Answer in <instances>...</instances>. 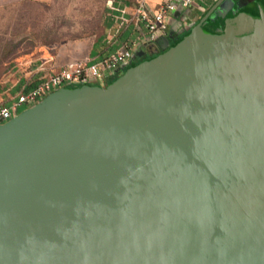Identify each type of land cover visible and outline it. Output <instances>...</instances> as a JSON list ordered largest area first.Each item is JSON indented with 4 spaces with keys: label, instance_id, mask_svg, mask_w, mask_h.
I'll list each match as a JSON object with an SVG mask.
<instances>
[{
    "label": "water",
    "instance_id": "95a60500",
    "mask_svg": "<svg viewBox=\"0 0 264 264\" xmlns=\"http://www.w3.org/2000/svg\"><path fill=\"white\" fill-rule=\"evenodd\" d=\"M229 10L0 124V264H264V17Z\"/></svg>",
    "mask_w": 264,
    "mask_h": 264
},
{
    "label": "rangeland",
    "instance_id": "374dc122",
    "mask_svg": "<svg viewBox=\"0 0 264 264\" xmlns=\"http://www.w3.org/2000/svg\"><path fill=\"white\" fill-rule=\"evenodd\" d=\"M122 1L136 0L1 2L0 103L16 99L19 93L15 86L35 71L48 75L58 70V54L83 52L89 42L104 33L111 3ZM28 108L21 106L19 113Z\"/></svg>",
    "mask_w": 264,
    "mask_h": 264
},
{
    "label": "crops",
    "instance_id": "0c3cea01",
    "mask_svg": "<svg viewBox=\"0 0 264 264\" xmlns=\"http://www.w3.org/2000/svg\"><path fill=\"white\" fill-rule=\"evenodd\" d=\"M3 1L0 0V3ZM163 1L145 0L146 8L151 12L156 11ZM137 6L138 0L135 2H113L106 18L104 33L89 42L83 52L75 51L66 55L58 54L56 65L62 67L65 64L81 60H87L89 64H93L118 49L125 48L127 45L130 46L133 51V58L127 64L117 66L112 71H103L104 77L100 81L106 85L133 62L150 58L184 39L187 33L216 6L221 9L222 13L232 8L238 13L245 12L250 15L264 17V0H194L189 8L179 6L171 14L165 33L156 40L151 41L148 40L147 31L138 21ZM238 13L229 10L227 15L222 17L216 11H213L203 23V28L207 31H216L217 28H223L225 21L233 18ZM42 76H44V73L41 70L35 71L28 78L30 82L22 80L15 86V89L20 94L24 87L26 89L31 88ZM92 84L102 85L99 80L94 81ZM11 102L12 99H9L5 104Z\"/></svg>",
    "mask_w": 264,
    "mask_h": 264
},
{
    "label": "built area",
    "instance_id": "2783aa9c",
    "mask_svg": "<svg viewBox=\"0 0 264 264\" xmlns=\"http://www.w3.org/2000/svg\"><path fill=\"white\" fill-rule=\"evenodd\" d=\"M193 2L194 0H164L156 11L151 12L146 8L145 0H138L136 15L147 31L148 40L154 41L165 33L171 14L179 6L189 8ZM132 58L133 51L127 45L93 64H89L87 60L65 64L58 70L42 76L31 88L24 87L10 104L0 103V124L17 116L21 106L31 107L63 87L92 84L104 77L103 71H112L117 66L127 64Z\"/></svg>",
    "mask_w": 264,
    "mask_h": 264
},
{
    "label": "trees",
    "instance_id": "16d2710c",
    "mask_svg": "<svg viewBox=\"0 0 264 264\" xmlns=\"http://www.w3.org/2000/svg\"><path fill=\"white\" fill-rule=\"evenodd\" d=\"M190 32H191V31H189V32L187 33V35H188ZM187 35H186V36H187ZM181 40H182V39H181ZM179 42H180V41H178V42L175 43L174 45L168 47V48L165 49L164 51H162V52H160V53H158V54H156V55H154V56H152V57H150V58H147V59H144V60H141V61H137V62H133L132 64H130L129 66H127V67L124 69V71H123L120 75H118V76H116L115 78H113V79H112L110 82H108L106 85H109V84L113 83L115 80H117L121 75H123V74H124L127 70H129L130 68L137 66L139 63H141V62H143V61H146V60H152V59L158 57L159 55H161V54H163L164 52H166L167 50H169L171 47L177 45ZM83 85H85V84L71 85V86H68V87H81V86H83ZM91 85H96V84H91Z\"/></svg>",
    "mask_w": 264,
    "mask_h": 264
}]
</instances>
